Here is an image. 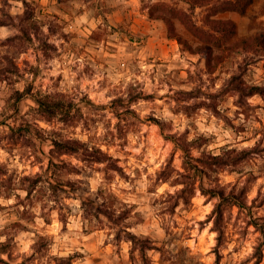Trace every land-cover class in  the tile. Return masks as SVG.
Returning <instances> with one entry per match:
<instances>
[{"label": "rangeland", "instance_id": "1", "mask_svg": "<svg viewBox=\"0 0 264 264\" xmlns=\"http://www.w3.org/2000/svg\"><path fill=\"white\" fill-rule=\"evenodd\" d=\"M169 6L205 29L233 20L234 42L264 33V0L216 14L184 0H0L14 33L0 39V264H144L132 234L160 247L154 264H216L217 250L255 264L264 93L246 91L264 87V48L214 47L222 59L207 63L178 15L193 50L157 16Z\"/></svg>", "mask_w": 264, "mask_h": 264}, {"label": "trees", "instance_id": "2", "mask_svg": "<svg viewBox=\"0 0 264 264\" xmlns=\"http://www.w3.org/2000/svg\"><path fill=\"white\" fill-rule=\"evenodd\" d=\"M188 3L192 8L196 6L207 7L213 14L218 12H223L225 10H236L240 13H244L246 11L247 6L251 3L252 0H184ZM243 1V2H241ZM165 8V7H163ZM169 10L173 12V15H170L168 11L157 15L161 19H163L168 25L170 34L175 37L181 44L185 45L189 50H193L192 45L187 42L176 30L174 26L173 17L174 15H178L183 21V23L187 24L189 29L193 33H195L200 41V44L196 45V50L204 51L207 57V63L212 61H220L222 59L221 55H215L212 57L214 47H221L224 50L232 51L236 49L238 46H242L248 50L251 47V42H258L260 46L264 48V33L253 37L252 39H241L239 42H234L231 40V37L236 35L237 28L236 23L233 20L222 17H207L206 22L208 23V29L203 28V26L198 25L194 22L190 17L187 16V12L180 7L169 6ZM254 88V89H253ZM256 89H262V93H264V87L252 86L249 87V91H246L248 94H251ZM73 148V147H72ZM263 238L260 242V246L258 247V251L260 255L256 259L255 264H258L259 256H261L264 252V231H262ZM133 238L138 242L139 249L141 251V255L144 261V264H154L147 251L149 249H160L157 245H155L149 238L139 237L135 234H132ZM221 253L216 251V264H221ZM191 264H197L193 262Z\"/></svg>", "mask_w": 264, "mask_h": 264}, {"label": "clouds", "instance_id": "3", "mask_svg": "<svg viewBox=\"0 0 264 264\" xmlns=\"http://www.w3.org/2000/svg\"><path fill=\"white\" fill-rule=\"evenodd\" d=\"M15 11V10H14ZM81 21H86V16L85 17H81ZM14 34L13 32H10L8 29L5 28H0V39H4L5 37ZM53 64H56V61H52ZM81 68H83V64L80 65ZM99 79V77H98ZM217 87H219V85H217ZM101 95L103 96V93H101ZM104 103H108L109 100L105 99L103 101ZM170 115V114H169ZM101 128H103V125H100ZM180 131H183V128L180 129ZM207 131H212V129H208ZM191 139V137H190ZM219 154V153H217ZM7 156L6 152L0 151V162H3V158ZM157 167H159V165H157ZM125 187H128V185H124ZM167 185H164L163 188L160 189L161 192L164 191V188H166ZM169 191H175V189H169ZM0 203H3V201H0ZM7 203H11V201H8ZM78 205V202H74ZM6 221H4L3 219H0V231L3 230L4 226H5ZM22 235H29L27 233H24ZM215 235V234H213ZM7 237L6 236H0V244L4 243L6 241ZM34 241H32L31 239L28 240L27 243H23V241H21V243L23 244V246L19 249L20 251L24 252L25 254H30L29 252V245L31 243H33ZM6 259V257H4Z\"/></svg>", "mask_w": 264, "mask_h": 264}]
</instances>
